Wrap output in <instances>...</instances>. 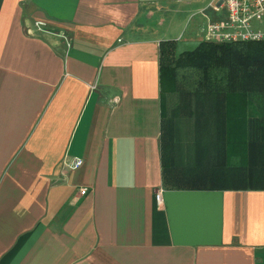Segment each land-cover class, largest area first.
I'll list each match as a JSON object with an SVG mask.
<instances>
[{
  "label": "crops",
  "instance_id": "obj_1",
  "mask_svg": "<svg viewBox=\"0 0 264 264\" xmlns=\"http://www.w3.org/2000/svg\"><path fill=\"white\" fill-rule=\"evenodd\" d=\"M172 7L0 0V264H264V190L164 185Z\"/></svg>",
  "mask_w": 264,
  "mask_h": 264
},
{
  "label": "trees",
  "instance_id": "obj_2",
  "mask_svg": "<svg viewBox=\"0 0 264 264\" xmlns=\"http://www.w3.org/2000/svg\"><path fill=\"white\" fill-rule=\"evenodd\" d=\"M160 53L164 185L264 190V42L205 40L178 53L176 42L167 41ZM170 83L178 97L171 110L165 99ZM231 134L241 148L230 152ZM237 153L247 155L246 163L234 161Z\"/></svg>",
  "mask_w": 264,
  "mask_h": 264
},
{
  "label": "built area",
  "instance_id": "obj_3",
  "mask_svg": "<svg viewBox=\"0 0 264 264\" xmlns=\"http://www.w3.org/2000/svg\"><path fill=\"white\" fill-rule=\"evenodd\" d=\"M215 10H225L226 20L210 23L204 30V38L208 42L216 43H257L264 42V28H254V24L264 25V0H216ZM37 33L48 34L62 38L67 46H70L69 38L63 33L57 34L43 21L34 23ZM32 32L29 31V34ZM96 87H93L95 89ZM84 165L81 158L66 159L63 167L70 171H76ZM87 188L81 190L85 196ZM160 201V198H159Z\"/></svg>",
  "mask_w": 264,
  "mask_h": 264
},
{
  "label": "rangeland",
  "instance_id": "obj_4",
  "mask_svg": "<svg viewBox=\"0 0 264 264\" xmlns=\"http://www.w3.org/2000/svg\"><path fill=\"white\" fill-rule=\"evenodd\" d=\"M218 2V1H217ZM214 3L215 5L216 0H173V11H174V19L173 23L177 25L174 29L179 35L184 34L185 37L183 40L176 39L179 42L178 46V53H182L184 51H192L196 49L200 43H202V39H204V29L208 26V18L210 17V12H206L209 8V5ZM254 28H264L263 24H254ZM194 33L198 37L194 38L192 41L189 40L191 34ZM169 89L166 93V102L168 108L171 110L174 108L178 103V97L174 93V85L170 83V86H167ZM185 125L181 127L183 137L188 135V132L185 131ZM189 135L184 138L187 140ZM246 139L245 137L243 138ZM236 138L231 134L228 139L227 148L231 152V150L240 149L239 142L234 143ZM247 151V150H246ZM242 153H237L236 155H240L241 157H235V162L246 163L247 155H241ZM239 158V160H238Z\"/></svg>",
  "mask_w": 264,
  "mask_h": 264
}]
</instances>
